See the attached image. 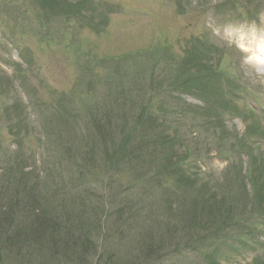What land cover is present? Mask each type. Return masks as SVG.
<instances>
[{
    "label": "rangeland",
    "instance_id": "374dc122",
    "mask_svg": "<svg viewBox=\"0 0 264 264\" xmlns=\"http://www.w3.org/2000/svg\"><path fill=\"white\" fill-rule=\"evenodd\" d=\"M58 1L0 0V264H264V0Z\"/></svg>",
    "mask_w": 264,
    "mask_h": 264
},
{
    "label": "trees",
    "instance_id": "16d2710c",
    "mask_svg": "<svg viewBox=\"0 0 264 264\" xmlns=\"http://www.w3.org/2000/svg\"><path fill=\"white\" fill-rule=\"evenodd\" d=\"M35 2H36V6L37 7H39L42 11H44V10H48L47 12H51L50 14H52V15H58V18H63V19H66L67 20V16H69V17H74L75 15H74V13H73V11H72V9H70V8H65L64 10H63V4L61 3V2H59L58 0H34ZM57 7H59L60 8V10L59 11H56V8ZM76 17V16H75ZM202 60L203 59H198V62H197V64L195 65L196 66V69H195V71L193 72V74L196 76L197 75V72H199V71H203L201 68L202 67H204L203 66V64H205V63H203L202 64ZM194 66V67H195ZM201 74H203V73H201ZM201 74H198V75H201ZM102 116H103V113H102ZM91 123L93 124L94 123V121L92 120L91 121ZM105 123H106V125L108 126V127H105V129L106 128H109L110 127V125H111V121L109 122L108 121V119H105ZM101 124V123H100ZM93 126V125H92ZM97 128V130H101V126H96L95 127V129ZM107 131V130H106ZM106 133V135H108L107 134V132H105ZM127 137H129V135L127 136ZM128 139V138H127ZM129 139H130V137H129ZM132 150L133 151H129V153H130V155H131V160H126L128 163H130V162H137L138 164H139V171H143V170H148V169H150V167L149 166H151L150 164H149V162H153L154 160H152L151 159V157L154 155V154H156V152H157V149L156 148H140V145L138 146V147H136V148H132ZM122 155L123 156H126V158H127V155H128V151H125V152H122ZM134 156H136V157H134ZM140 158V159H138V158ZM90 158V157H89ZM89 158H87V159H89ZM87 166H89L88 164H87ZM152 167V166H151ZM22 176H24V174H22ZM154 175H152V176H150L149 177V180H148V182L149 181H152V182H154V183H156V181L158 180V178H155V177H153ZM26 180L27 179H30L29 177H24ZM20 189H21V191L25 194L26 192L25 191H27V189H26V187L25 186H22V184H20ZM58 192V191H57ZM25 196H26V194H25ZM25 199H26V204L24 205L25 206V208H27V209H29V208H32L33 210H35V211H39V212H41L40 210H39V205H38V201L36 200V199H33L29 194H27V196L25 197ZM12 201V200H11ZM12 203H14V202H12ZM217 205L216 204H214V205H209V206H207V207H203L202 208V210L201 211H199V208H192L191 209V211H190V213H189V211L187 212V213H189V214H187V215H185L184 216V222H187L186 223V226L187 225H189V226H187V227H190V226H199L198 225V222L199 221H202V220H204V219H206V220H211L210 218H212V214L214 213V211L216 212V209H215V207H216ZM2 207H4V206H2ZM16 207H18V206H13V204H9L8 206H6L5 205V207L4 208H7V209H5L4 210V208H3V213H0V223H2V224H5L6 222H9V220H10V212L11 211H14L15 209H16ZM116 212H117V210H115ZM118 211H121V213L123 212V210L119 207L118 208ZM208 212V214H206L205 212ZM1 212V211H0ZM197 212L199 213V212H201V213H205V218H197V216H198V214H197ZM200 213V214H201ZM117 214V213H116ZM214 215H216V213L214 214ZM120 216H123V215H120ZM119 216V217H120ZM208 218V219H207ZM183 219V218H182ZM199 219V220H198ZM197 221V222H196ZM192 222V223H191ZM190 223L192 224V225H190ZM196 223H197V225H196ZM5 225H7L8 226V224H5ZM168 232V231H167ZM168 234H170L171 235V232L169 231L168 232ZM210 236V234H207L206 235V237H204V238H207V237H209ZM151 246V248L150 247H148L149 248V251L151 252L152 250L151 249H153V247L154 246H152L153 245V243H151L150 244ZM90 255H91V253H89ZM89 254H84V256H87V255H89ZM92 255H94L93 253H92ZM155 253H152L151 252V259L153 258V257H155ZM63 258V257H62Z\"/></svg>",
    "mask_w": 264,
    "mask_h": 264
},
{
    "label": "bare ground",
    "instance_id": "6f19581e",
    "mask_svg": "<svg viewBox=\"0 0 264 264\" xmlns=\"http://www.w3.org/2000/svg\"><path fill=\"white\" fill-rule=\"evenodd\" d=\"M258 46H260V47H257L260 51H262L263 53H264V48H263V46H261L260 44L258 45ZM258 51V50H257ZM259 52V51H258Z\"/></svg>",
    "mask_w": 264,
    "mask_h": 264
}]
</instances>
